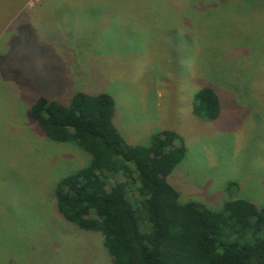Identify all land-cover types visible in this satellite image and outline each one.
I'll return each mask as SVG.
<instances>
[{
  "label": "rangeland",
  "instance_id": "1",
  "mask_svg": "<svg viewBox=\"0 0 264 264\" xmlns=\"http://www.w3.org/2000/svg\"><path fill=\"white\" fill-rule=\"evenodd\" d=\"M47 1L0 0V264L111 263L101 233L57 210V182L90 155L40 130L41 96L109 94L130 145L178 133L186 154L167 179L180 201L264 204V0H99L77 14ZM204 86L213 121L192 114Z\"/></svg>",
  "mask_w": 264,
  "mask_h": 264
},
{
  "label": "trees",
  "instance_id": "2",
  "mask_svg": "<svg viewBox=\"0 0 264 264\" xmlns=\"http://www.w3.org/2000/svg\"><path fill=\"white\" fill-rule=\"evenodd\" d=\"M114 111L109 94L81 91L68 105L41 96L30 107L49 140L75 143L90 155L56 184L62 217L101 233L110 264H264V204L236 198L212 210L196 200L180 201L167 178L185 157L182 137L164 129L146 144L130 145L113 123ZM192 114L218 117L211 87L195 94Z\"/></svg>",
  "mask_w": 264,
  "mask_h": 264
},
{
  "label": "crops",
  "instance_id": "3",
  "mask_svg": "<svg viewBox=\"0 0 264 264\" xmlns=\"http://www.w3.org/2000/svg\"><path fill=\"white\" fill-rule=\"evenodd\" d=\"M46 4H47V7L51 8L52 10L70 11L71 13H73V11H74L77 14L78 9L90 7L91 5L101 4V2L99 0H94V1L93 0H86L82 4H81V2H80V4H77V2H72L71 0H63V1L50 0V1H47ZM64 15H68V14L62 13L61 14L62 18ZM64 26H65L64 30L70 31V29H68V25H64ZM48 27L51 28V26H48ZM58 27H61V29H62V24L60 23V21H59L58 26L54 29H57ZM72 36H74V34L71 32V34L68 37L71 39Z\"/></svg>",
  "mask_w": 264,
  "mask_h": 264
}]
</instances>
